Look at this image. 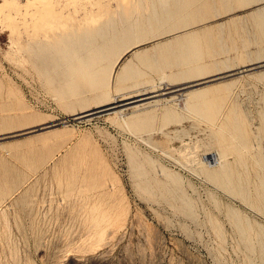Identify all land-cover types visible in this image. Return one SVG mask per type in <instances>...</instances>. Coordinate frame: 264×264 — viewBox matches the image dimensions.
Instances as JSON below:
<instances>
[{
    "label": "rangeland",
    "instance_id": "374dc122",
    "mask_svg": "<svg viewBox=\"0 0 264 264\" xmlns=\"http://www.w3.org/2000/svg\"><path fill=\"white\" fill-rule=\"evenodd\" d=\"M263 62L264 0H0V136L61 121L0 139V264H264Z\"/></svg>",
    "mask_w": 264,
    "mask_h": 264
},
{
    "label": "bare ground",
    "instance_id": "6f19581e",
    "mask_svg": "<svg viewBox=\"0 0 264 264\" xmlns=\"http://www.w3.org/2000/svg\"><path fill=\"white\" fill-rule=\"evenodd\" d=\"M261 64V63H260ZM254 66V65H253ZM252 67V66H251ZM251 67H248V68H250V69H252ZM262 67H264V66H262ZM261 66H259V67H256V68H254V69H257V68H262ZM254 69H252V70H254ZM246 70H249V69H247L246 68ZM251 71V70H250ZM231 72H236V71H231ZM231 72H229V73H231ZM224 74H227V73H224ZM235 74V73H234ZM240 74V73H239ZM220 75H223V74H220ZM231 75V74H230ZM217 76H219V75H217ZM217 76H214V77H217ZM228 76L229 75H227V76H225V77H222L221 79H223V78H228ZM210 78H212V77H210ZM210 78H207V79H210ZM207 79H205V80H203V81H199V82H196V83H190V84H188V85H184V86H181V87H178V88H176V89H171V90H168V91H165V92H163L164 94H166V93H169V92H173L174 90H177V89H179V88H182V87H184V88H189V86H192V85H195V84H199V83H201V82H212L211 80H208V81H206ZM216 79H218V78H216ZM213 80H215V79H213ZM185 90V89H184ZM143 98H145V97H143ZM142 97L141 98H138V99H134V100H131V101H128V102H124V103H119V104H115V105H112V106H109V107H105V108H102V109H99V110H96V111H92L93 113H91V112H89V113H87V115H89V114H95V113H99V112H102V111H104V110H113V108H116V107H119V106H124L125 104H128V103H133V102H135V101H137V100H141V99H143ZM132 106V105H131ZM110 112V111H109ZM108 113V112H107ZM115 114V113H114ZM82 116H85V115H82ZM81 116V117H82ZM56 122H58V123H54V124H50V125H46V126H43V127H39L38 129H31V130H29V131H26V132H24V133H22V134H26V133H28V132H31V131H38V130H41V128H45V127H50V126H60L61 125V121H56ZM216 155H214V154H212V155H210L209 157H206V159L207 160H210V163H215V161H217L216 160V157H215ZM208 162V161H207ZM214 165V164H213Z\"/></svg>",
    "mask_w": 264,
    "mask_h": 264
},
{
    "label": "water",
    "instance_id": "95a60500",
    "mask_svg": "<svg viewBox=\"0 0 264 264\" xmlns=\"http://www.w3.org/2000/svg\"><path fill=\"white\" fill-rule=\"evenodd\" d=\"M259 66H264V62L261 63V64H258V65H254V66H252L251 68H256V67H259ZM247 69H250V68H247ZM234 73H236V72H231V73H227V74L219 75V76H217V77H212V78H210V79H207L206 81H208V80H213V79H216V78H222V77H225V76H227V75L234 74ZM107 111H111V110H104V112H107ZM54 123H58V122H53V123L45 124V125H43V126L50 125V124H54ZM43 126H40V127H43ZM38 128H39V127H35V128H33V129H38ZM29 130H31V129H29ZM29 130L20 131V132H18V133H12V134H8V135H1V136H0V139L7 138V137H13V136H17V135H21L22 133H24V132H26V131H29Z\"/></svg>",
    "mask_w": 264,
    "mask_h": 264
}]
</instances>
